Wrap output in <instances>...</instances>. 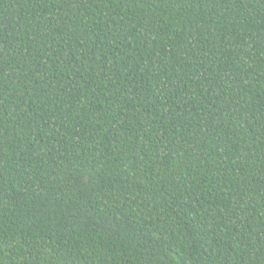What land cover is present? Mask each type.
I'll return each mask as SVG.
<instances>
[{"label":"trees","instance_id":"trees-1","mask_svg":"<svg viewBox=\"0 0 264 264\" xmlns=\"http://www.w3.org/2000/svg\"><path fill=\"white\" fill-rule=\"evenodd\" d=\"M0 264H264V0H0Z\"/></svg>","mask_w":264,"mask_h":264}]
</instances>
